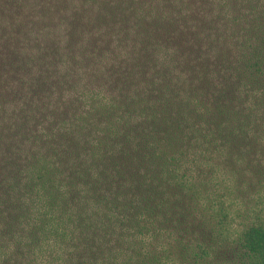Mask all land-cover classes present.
<instances>
[{
	"label": "trees",
	"instance_id": "16d2710c",
	"mask_svg": "<svg viewBox=\"0 0 264 264\" xmlns=\"http://www.w3.org/2000/svg\"><path fill=\"white\" fill-rule=\"evenodd\" d=\"M264 264V0H0V262Z\"/></svg>",
	"mask_w": 264,
	"mask_h": 264
},
{
	"label": "rangeland",
	"instance_id": "374dc122",
	"mask_svg": "<svg viewBox=\"0 0 264 264\" xmlns=\"http://www.w3.org/2000/svg\"><path fill=\"white\" fill-rule=\"evenodd\" d=\"M0 264H5L3 261L2 262H0ZM10 264V263H9Z\"/></svg>",
	"mask_w": 264,
	"mask_h": 264
}]
</instances>
